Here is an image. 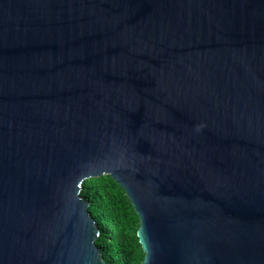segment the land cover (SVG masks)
I'll list each match as a JSON object with an SVG mask.
<instances>
[{"label":"water","instance_id":"95a60500","mask_svg":"<svg viewBox=\"0 0 264 264\" xmlns=\"http://www.w3.org/2000/svg\"><path fill=\"white\" fill-rule=\"evenodd\" d=\"M100 175L139 264H264V0H0V264H107Z\"/></svg>","mask_w":264,"mask_h":264},{"label":"trees","instance_id":"16d2710c","mask_svg":"<svg viewBox=\"0 0 264 264\" xmlns=\"http://www.w3.org/2000/svg\"><path fill=\"white\" fill-rule=\"evenodd\" d=\"M80 196L98 227L94 240L107 264H139L141 248L136 239L138 218L122 188L109 175L86 179Z\"/></svg>","mask_w":264,"mask_h":264}]
</instances>
